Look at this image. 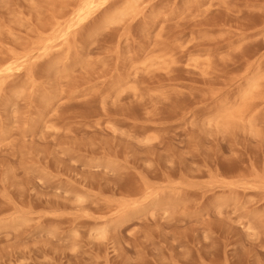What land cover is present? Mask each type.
I'll use <instances>...</instances> for the list:
<instances>
[{
    "label": "rangeland",
    "instance_id": "374dc122",
    "mask_svg": "<svg viewBox=\"0 0 264 264\" xmlns=\"http://www.w3.org/2000/svg\"><path fill=\"white\" fill-rule=\"evenodd\" d=\"M82 1L0 0V264H264V0Z\"/></svg>",
    "mask_w": 264,
    "mask_h": 264
},
{
    "label": "bare ground",
    "instance_id": "6f19581e",
    "mask_svg": "<svg viewBox=\"0 0 264 264\" xmlns=\"http://www.w3.org/2000/svg\"><path fill=\"white\" fill-rule=\"evenodd\" d=\"M104 2H106V0H83L81 2V4L79 5V7L76 10V13L74 11L73 17L71 20H75V16H76V21L75 23H69L67 25V28H70L71 26H73L74 24H76V22H82L85 18H87L94 10H96L98 7H100ZM135 3H130L127 7H125L124 9L120 10L118 12V16H125L126 14H128V12L132 11L134 9ZM67 35V31H64L61 36H66ZM20 66H22L21 63H17L16 60H11L9 59H5L4 61H2L0 63V73L3 72H13L14 70H18L20 68ZM254 86H256L255 82H252L250 85V89L253 88ZM248 95V92L245 94V96ZM231 117V114L226 113L224 115V118H228Z\"/></svg>",
    "mask_w": 264,
    "mask_h": 264
}]
</instances>
